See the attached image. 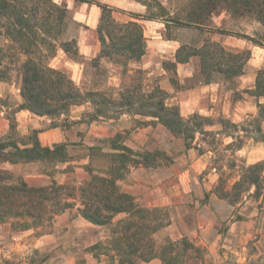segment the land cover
Listing matches in <instances>:
<instances>
[{
    "label": "rangeland",
    "instance_id": "1",
    "mask_svg": "<svg viewBox=\"0 0 264 264\" xmlns=\"http://www.w3.org/2000/svg\"><path fill=\"white\" fill-rule=\"evenodd\" d=\"M135 1L145 7L138 17L146 39V52L140 61L107 59L94 65L91 59L57 48L48 59L49 65L65 70L82 90L115 94L124 85L137 86L142 92L158 86L165 91L166 102L176 105L182 117L197 114L209 117L212 123L203 125V131L196 130L193 139L187 142L139 114L124 113L115 118L87 121L85 114L91 108L83 103L72 107L67 115L36 118L35 127L22 129L15 114L20 104L19 79L15 66L4 58L10 69L6 78L0 80V110L4 119H0V138L8 135L10 125L14 124V135L25 140L35 134L43 146L65 143L68 158L52 162H0V169L8 171L12 183L24 180L31 186L52 182L67 185V189L59 190L48 202L41 217L33 221L30 217L12 215L0 219V264H66L63 254L69 263L73 257L75 264H112L109 255L110 241L116 235L113 231L122 230L128 216L118 214L112 224L96 225L84 219L78 210L82 206L79 188L84 180L93 174H106L108 162L101 153L111 152L106 139L116 133L121 135L119 143L135 152H157L147 163L138 157V162L130 163L123 178L116 181L119 190L133 196L136 207L148 209L146 218L161 224L157 230L146 232V237L139 236L143 242L148 239L157 252L161 250L171 256L169 264H264V144L251 138L254 132L247 123L253 115L236 110L243 100L256 99L247 89L240 88L241 75L226 80L214 73L210 83L219 84L217 99H199L197 108L188 105L182 109L180 103L189 99L191 91L210 83H206L197 57L175 66L166 64L174 61L181 43L198 46L204 35L232 50H251L250 41L220 35L212 28L245 33L264 44V26L251 15H232L221 9L212 15L209 30L198 32L166 24V17L144 19L150 15L144 2L153 6L154 11L157 3H161L172 15L187 10L188 0ZM82 26L68 13L63 37L74 38ZM6 51L7 44L0 39V55ZM223 107L229 108L228 114L222 112ZM6 123L4 129L2 125ZM91 146L97 149L92 150ZM255 163H259L254 169L258 173L257 187L243 179L248 174L247 166ZM236 182L241 184L233 186ZM63 201H69L71 206L61 208ZM145 216L131 219L142 221ZM23 220L28 221L29 228H21ZM233 221L235 228L228 231ZM228 233L232 240L224 241ZM94 243L99 246L90 249ZM143 264L166 263L155 257Z\"/></svg>",
    "mask_w": 264,
    "mask_h": 264
},
{
    "label": "trees",
    "instance_id": "2",
    "mask_svg": "<svg viewBox=\"0 0 264 264\" xmlns=\"http://www.w3.org/2000/svg\"><path fill=\"white\" fill-rule=\"evenodd\" d=\"M187 3V10L170 15L161 3H157V9L154 11L153 6L144 2L150 12L144 19L161 16L166 17V24L172 23L196 29L198 32L207 28L208 31L212 15L223 9L232 15H251L264 26V0H188ZM96 4L100 7L96 27L99 52L91 62L96 65L100 58L116 62L121 58L131 62L140 61L146 52V39L141 24L135 20L119 22L113 17L111 7L98 2ZM67 20L66 7L52 0H0V39L4 45L7 44V51L0 55V80H4L5 75H8L6 71L10 68L4 58H9V63L15 66L19 79V94L22 99L19 109H27L39 116L53 117L67 115L72 106L88 103L91 109L85 114L87 121L115 118L124 113L139 114L160 123L172 135L181 136L187 142L193 139L196 130L203 131V125L212 123L209 117L197 114L182 117L176 105L166 102V93L158 86L142 92L137 86L124 85L115 94L98 89L82 90L65 70L52 67L48 63L57 48L82 58L78 54L76 40L63 37ZM212 30L220 35H235L254 45L264 46L257 38L245 33H232L218 27ZM250 55V49L232 50L204 35L198 46L181 43L175 51L174 61L166 64L175 66L188 62L191 57H197L200 71L205 75L206 83H210L214 73L223 75L226 80L242 75ZM135 71L139 72V69ZM246 92L255 99L264 96V68L256 71L254 88L247 89ZM263 121L264 104L257 103V113L247 123L248 127H252L251 132H254L251 138L256 141H264V130L261 127ZM226 123L230 124L228 121ZM230 125L236 127V124ZM14 128L15 125L11 124L8 135L0 138V162L67 160L65 143H54L51 147L43 146L35 134L28 140L15 136ZM120 136V133H116L106 139L111 150L101 153L106 156L108 162L106 174H93L84 180L79 188L82 206L78 211L84 219L96 225H110L118 214L128 216L129 219H124L122 230L113 231L116 235L110 241L112 254L109 255L112 264H143L155 257L169 264L171 256L162 254L161 250L160 253L157 252L148 244V239L143 242L140 238L146 237L148 231L157 230L161 224H155L152 218H146L148 209L136 207L133 196L119 190L116 183L128 171L130 163L138 162V157L147 163L149 159L155 158L157 152H135L127 145L119 143ZM89 148L97 149L92 146ZM258 165L259 163H255L247 166L248 174L243 176L244 182L255 187L258 173L254 169ZM236 184L241 182H236L233 186ZM66 186L56 185L54 182L49 185L31 186L24 180L12 183L8 171L0 169V219L8 215L30 217L31 221L39 218L48 202L59 190L67 189ZM70 206L69 201H63L60 207L64 209ZM133 216L138 219H144L145 216L146 220L131 219ZM21 228H29L28 221L23 220ZM143 244L148 246L144 248ZM96 246H99V243H94L89 248Z\"/></svg>",
    "mask_w": 264,
    "mask_h": 264
},
{
    "label": "crops",
    "instance_id": "3",
    "mask_svg": "<svg viewBox=\"0 0 264 264\" xmlns=\"http://www.w3.org/2000/svg\"><path fill=\"white\" fill-rule=\"evenodd\" d=\"M52 1L58 5H64L72 19L84 25L82 26V29L78 32V34H76L74 39L76 40L78 54L86 59H92L96 57L99 52V41L97 39L96 27L100 17V7L96 4L97 2L111 7L113 17L119 22H126L128 20H135L137 22L141 21L140 18H138L141 16L139 13H142L145 10V7L141 3L136 2L135 0H94V2L78 0ZM251 47L252 49L250 50V58L248 59L244 67V74L241 75L240 88L242 89L254 88L256 71L258 70V68H261V66L264 65V46H258L253 44ZM99 61L107 62V59L100 58ZM218 87V83H210L198 88L195 91H191V93H189V99H184L181 101V108L186 109L188 105L193 108H197L199 99L206 98L210 100H216L218 97ZM21 101L22 99L20 96V98L18 99V103H21ZM257 103L264 104V96L257 98L255 102L243 100V103H241L240 106L236 105V110L242 112L243 114H248L250 112L254 116L257 113ZM222 112L228 114L229 108L223 107ZM2 114L3 111L0 110V119L4 120L3 118H1ZM15 114L17 121H19L18 127L22 129L25 128L26 130L30 125L34 127L36 126L33 124L36 121V118H43V116L33 114L29 110L23 108L17 110ZM263 124L264 121L262 122L261 127ZM2 126H4V129L7 128V123ZM43 133L45 134V132H42V134ZM261 142L262 144H264V141ZM235 223V221L232 222V225L230 226V229L228 231L234 230ZM229 233L224 236V241L232 240L230 237L231 235ZM63 256L66 258V264H75V259H73V257L72 263H69L67 261L68 258L66 257V255L63 254ZM76 264L82 263L78 262Z\"/></svg>",
    "mask_w": 264,
    "mask_h": 264
}]
</instances>
